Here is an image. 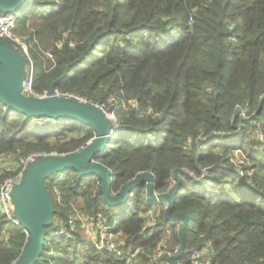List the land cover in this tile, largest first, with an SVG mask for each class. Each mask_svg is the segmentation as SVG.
Returning <instances> with one entry per match:
<instances>
[{"label": "trees", "instance_id": "1", "mask_svg": "<svg viewBox=\"0 0 264 264\" xmlns=\"http://www.w3.org/2000/svg\"><path fill=\"white\" fill-rule=\"evenodd\" d=\"M0 14L16 16L15 34L25 35L29 56L0 40L33 63L35 94L54 83L116 114L124 130L96 159L111 172V192L143 172L153 173L158 193L179 187L172 214L188 219L180 262L211 243V264H264V0H27ZM40 120L0 102V158L16 157L0 168V184L34 152L73 154L95 137L73 119ZM236 150L245 159L241 174L233 173ZM45 185L54 221L35 264H150L166 230L167 248L181 245L162 209L157 225L144 229V212L158 204L145 184L116 207L105 202L97 175L66 170ZM76 210L116 221L125 236L120 253L97 249L80 223L61 235ZM28 241L0 212V264L20 259ZM136 247L143 251L130 263Z\"/></svg>", "mask_w": 264, "mask_h": 264}, {"label": "water", "instance_id": "2", "mask_svg": "<svg viewBox=\"0 0 264 264\" xmlns=\"http://www.w3.org/2000/svg\"><path fill=\"white\" fill-rule=\"evenodd\" d=\"M27 0H0V12L11 13L24 6ZM26 64L23 54L12 44L0 40V102L28 118L40 119H73L81 124L91 126L95 137L83 148L73 154H43L32 161L22 177L21 182L12 190L15 216L19 224L29 235L26 250L13 264H35L43 250L46 227L54 221V202L45 182L53 174L75 170L80 177L97 175L101 181V192L105 202L112 206H121L132 192L146 185L148 200L155 203L167 202L165 211L169 221L180 222L181 248L177 255L170 258L171 264H177L184 252L186 238L184 234L188 223L182 213L172 214L175 193L178 186L170 192L156 193V178L151 172L138 174L122 189L119 197L111 192V172L97 162V157L108 147L118 129L113 120L101 108L81 98L57 96L52 83L47 91L48 96H27L23 93L26 78Z\"/></svg>", "mask_w": 264, "mask_h": 264}, {"label": "built area", "instance_id": "3", "mask_svg": "<svg viewBox=\"0 0 264 264\" xmlns=\"http://www.w3.org/2000/svg\"><path fill=\"white\" fill-rule=\"evenodd\" d=\"M16 16H7L0 14V37L9 39L14 42L17 46H19L23 52L29 56V50L23 39L15 34V25H16ZM61 46V44H58ZM50 59H53V55L51 53L47 54ZM26 78L23 85V93L27 96H37V97H46L48 96L47 91L42 95H37L33 91V63L30 61L29 64L26 65ZM55 94L57 96H68L73 97L71 94H63L59 91L55 90ZM77 97V96H74ZM79 98V97H77ZM84 100V99H82ZM114 99H111V101ZM86 101V100H84ZM88 102V101H86ZM96 105V104H95ZM105 112V105H97ZM152 111V110H150ZM244 113V112H243ZM118 129L124 130L123 126L115 124ZM258 137L264 140V134L259 133ZM238 153L242 154V151H238ZM40 155H30L25 159H20L16 163H14L13 167V175L4 180L2 184H0V212L7 217V219L15 224L19 225V220L15 216V206L13 203L12 190L18 185L25 172L30 167L32 161L39 157ZM3 167H8L2 166ZM11 169V168H8ZM206 173V171H204ZM174 183V181H173ZM175 184V183H174ZM120 191H113L112 194L114 197H119ZM159 194L158 192H156ZM58 200L62 201V195L60 192H56ZM132 195V194H131ZM168 207L167 202L158 203L157 207L147 209L143 216L145 219V227L144 229L154 227L158 223V214L162 209L164 213ZM81 224V227L84 229L86 235L93 241L97 249L105 250L108 252L120 253L121 248L124 245L125 236H123L122 232L116 231L117 222L113 223L108 222L105 219L103 214H98L97 216H84L81 210H76L75 215L69 219L68 223L61 222V235H68L70 231L74 230V228ZM172 224H175L180 229V223L171 221ZM171 234L170 230H166L164 233V237L157 243L153 252L150 256V264H171L170 258L174 255H177L180 251L181 245H178L172 249L167 248V239ZM122 240V241H121ZM143 251L142 247H136L133 251L127 253L126 257L130 263H134L139 258L141 252ZM214 247L211 243L207 244V246L202 249L196 251L192 254L189 262H180V259L177 260V264H211L212 258L214 255Z\"/></svg>", "mask_w": 264, "mask_h": 264}, {"label": "rangeland", "instance_id": "4", "mask_svg": "<svg viewBox=\"0 0 264 264\" xmlns=\"http://www.w3.org/2000/svg\"><path fill=\"white\" fill-rule=\"evenodd\" d=\"M19 37H21L22 39H25V35H23L22 34V36L21 35H18ZM26 68H27V66L25 67V70H26ZM124 105V107H126V104L124 103L123 104ZM131 105L132 106H136L137 105V103L135 102V101H131ZM108 108H105V112H106V114L113 120V122L115 123V124H118L119 125V122H118V120H117V116H116V114L114 113V112H109L108 110H107ZM116 112V111H115ZM244 112V110H242L241 111V114ZM46 121L47 120H40V121H37V123L40 125V126H42V125H44L45 123H46ZM84 147V146H83ZM79 150V149H78ZM77 150V151H78ZM76 151V152H77ZM49 153H57V152H55V151H52V152H49ZM49 153H47L46 151H38V152H34V153H32L31 155H43V154H49ZM30 156V155H29ZM28 157V156H27ZM27 157H24V158H22V159H25V158H27ZM231 157V161L233 162V164H234V166L237 168V170L236 171H234L233 170V173L234 174H241L242 172L241 171H243L242 170V166H243V164L245 165V162H244V156L241 154V153H238V151L236 150L235 151V153L234 154H232V156H230ZM16 157L15 156H12V155H3L1 158H0V167H2V166H8V164H9V162L12 160V159H15ZM244 162V163H243ZM157 207V206H156ZM180 230V229H179ZM168 237H170V235L168 236ZM174 242H175V240H174ZM175 244V246H170V248L172 249V248H174V247H176V246H178V244H176V242L174 243Z\"/></svg>", "mask_w": 264, "mask_h": 264}, {"label": "crops", "instance_id": "5", "mask_svg": "<svg viewBox=\"0 0 264 264\" xmlns=\"http://www.w3.org/2000/svg\"><path fill=\"white\" fill-rule=\"evenodd\" d=\"M122 241V240H121Z\"/></svg>", "mask_w": 264, "mask_h": 264}]
</instances>
